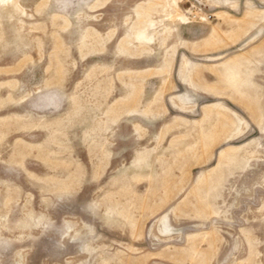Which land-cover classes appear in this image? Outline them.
<instances>
[{
    "label": "rangeland",
    "instance_id": "obj_1",
    "mask_svg": "<svg viewBox=\"0 0 264 264\" xmlns=\"http://www.w3.org/2000/svg\"><path fill=\"white\" fill-rule=\"evenodd\" d=\"M0 264H264V0H0Z\"/></svg>",
    "mask_w": 264,
    "mask_h": 264
}]
</instances>
